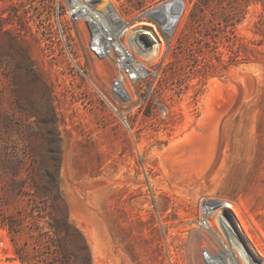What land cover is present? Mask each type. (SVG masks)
Here are the masks:
<instances>
[{"label": "rangeland", "instance_id": "rangeland-1", "mask_svg": "<svg viewBox=\"0 0 264 264\" xmlns=\"http://www.w3.org/2000/svg\"><path fill=\"white\" fill-rule=\"evenodd\" d=\"M110 1L153 51L123 95L69 0H0V160L23 156L29 183L58 172L62 195L48 236L14 237L3 218L34 197L8 203L0 168V264H25L16 241L35 264H205L204 193L264 264V0Z\"/></svg>", "mask_w": 264, "mask_h": 264}, {"label": "built area", "instance_id": "built-area-1", "mask_svg": "<svg viewBox=\"0 0 264 264\" xmlns=\"http://www.w3.org/2000/svg\"><path fill=\"white\" fill-rule=\"evenodd\" d=\"M112 5V1H109ZM68 12L71 21L82 22L88 33V49L99 59L113 61L118 72L112 88L118 94L127 93L126 85L135 83L145 77L147 55L136 50V39L144 49V40L132 37V24L120 14L117 20L106 12L103 0H69ZM133 40V42H132ZM150 74V73H149ZM155 74V72H151ZM126 120V117H124ZM233 203L216 194L204 193L198 199L195 228L200 231L203 239L201 256L205 264H261L253 255L237 254L231 240L232 225L225 214L232 212ZM234 230V229H233ZM247 251V250H246ZM258 258V257H257Z\"/></svg>", "mask_w": 264, "mask_h": 264}, {"label": "trees", "instance_id": "trees-1", "mask_svg": "<svg viewBox=\"0 0 264 264\" xmlns=\"http://www.w3.org/2000/svg\"><path fill=\"white\" fill-rule=\"evenodd\" d=\"M205 3V2H204ZM167 6V5H166ZM2 148H0L1 150ZM3 150V149H2ZM25 167V158L20 156L17 159L5 158L0 160V168L7 172H11L6 181V197L7 202L18 201L22 195L29 194L33 196L34 205L28 212L20 213L19 216H14V214H10L7 217H4L3 220H6V223L9 224L10 232L14 237L21 234L23 226H28L31 230L32 234L36 233L35 237H37L38 241H41L45 236L50 234V229H45L48 227L50 223L47 221V218L51 216V211L49 207L51 206V202L59 200L62 198L61 192L59 190V176L58 172H48L45 183H40L35 177L31 175V182L16 178L18 174H20ZM2 174V178H6L4 173ZM14 175V176H12ZM27 190V191H26ZM10 198V200H9ZM42 219H46V223H41ZM65 224L71 226L79 235H81V231L70 221L69 211L66 210L64 214ZM28 221L26 224L25 222ZM15 250L19 258L23 260L25 264H35L32 258H29L25 253V247L21 245L18 241L15 244Z\"/></svg>", "mask_w": 264, "mask_h": 264}, {"label": "bare ground", "instance_id": "bare-ground-1", "mask_svg": "<svg viewBox=\"0 0 264 264\" xmlns=\"http://www.w3.org/2000/svg\"><path fill=\"white\" fill-rule=\"evenodd\" d=\"M110 0H103V6L105 7V10L106 12L110 13V16L111 17H115L117 20L118 19V14H120L118 12V9H116V7L112 4H108ZM161 10V7H158L156 9L153 10V14H159L160 13V10ZM151 13V12H150ZM147 29L144 28V27H140V28H137V30H132V37L134 38H137V37H140L142 35H145L147 34ZM150 32V31H149ZM141 39V38H140ZM154 39V38H153ZM137 43H136V50L139 52V53H142L145 55H147V57H149L150 55L153 54V51L151 50V48H147L146 49V52H144V49H142V47L140 46V44H138V39L135 40ZM133 42V40H132ZM199 134V133H198ZM197 134V135H198ZM204 134V133H203ZM195 136V135H194ZM199 136V135H198ZM205 136V135H204ZM197 137V136H196ZM193 138V137H192ZM198 139V138H197ZM202 139H205V138H202ZM200 141V139H199ZM197 140V143L199 142ZM201 144V143H200ZM197 145V144H196ZM203 147V146H202ZM189 150V149H188ZM233 228V227H232ZM231 240H232V244H233V247L236 251L237 254H241L243 255L244 253H247L245 247L243 246V244L241 243L240 239L237 237V234L235 233V231L232 229V234H231ZM248 254V253H247ZM250 264H253L252 262Z\"/></svg>", "mask_w": 264, "mask_h": 264}, {"label": "water", "instance_id": "water-1", "mask_svg": "<svg viewBox=\"0 0 264 264\" xmlns=\"http://www.w3.org/2000/svg\"><path fill=\"white\" fill-rule=\"evenodd\" d=\"M144 45L148 46V45H149L148 41L144 40ZM225 214L227 215L228 218H230L232 221H234V222L236 223V219H235V217H234L233 212H231L230 210H227ZM238 231H239V234L241 235L242 240L245 242V244H247L250 253H251L253 256L258 257L259 260H258L257 262L261 263L260 256H258V254L254 251V249H252V248L249 246L248 239L246 238V236L244 235V233L242 232V230L239 229Z\"/></svg>", "mask_w": 264, "mask_h": 264}]
</instances>
